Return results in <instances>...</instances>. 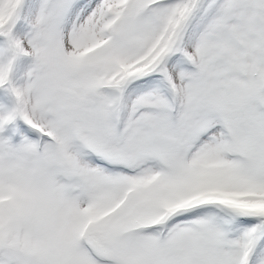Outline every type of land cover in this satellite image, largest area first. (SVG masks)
<instances>
[{
  "label": "snow or ice",
  "instance_id": "obj_1",
  "mask_svg": "<svg viewBox=\"0 0 264 264\" xmlns=\"http://www.w3.org/2000/svg\"><path fill=\"white\" fill-rule=\"evenodd\" d=\"M0 87V264H264V0H0Z\"/></svg>",
  "mask_w": 264,
  "mask_h": 264
},
{
  "label": "rangeland",
  "instance_id": "obj_2",
  "mask_svg": "<svg viewBox=\"0 0 264 264\" xmlns=\"http://www.w3.org/2000/svg\"><path fill=\"white\" fill-rule=\"evenodd\" d=\"M31 58H24L20 61L19 67L15 73V82L17 86H24L27 83V72L30 70V64H31ZM14 96L7 90V88L0 87V111H2L4 108L11 109L14 107ZM17 124L24 125V122L22 120H18ZM11 126H9V129L6 130L3 135H10ZM14 142H18L14 141Z\"/></svg>",
  "mask_w": 264,
  "mask_h": 264
}]
</instances>
